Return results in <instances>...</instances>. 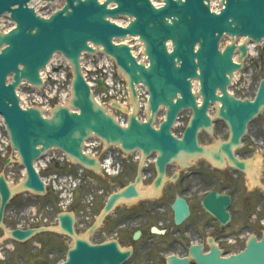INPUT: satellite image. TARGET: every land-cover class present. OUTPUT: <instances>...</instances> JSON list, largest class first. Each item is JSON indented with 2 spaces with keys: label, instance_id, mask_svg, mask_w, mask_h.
<instances>
[{
  "label": "water",
  "instance_id": "water-1",
  "mask_svg": "<svg viewBox=\"0 0 264 264\" xmlns=\"http://www.w3.org/2000/svg\"><path fill=\"white\" fill-rule=\"evenodd\" d=\"M28 1L0 0V14L8 11L16 24L10 32L0 34V47L6 45L0 50V115L10 144L26 169V179L21 188L43 192L32 163L49 147L60 148L75 161L93 167L94 161L82 155L80 148L83 140L94 134L105 143L119 145L125 152L133 149L144 154L157 151L161 155V169L164 162L179 153L193 155L201 152L196 134L199 128L208 127L209 119L205 112L209 101H220L226 108L221 115L231 125L234 143L244 128L241 120L264 103V81L260 83L253 102H240L228 97L226 86L229 78L240 67L231 61L236 46L231 44L222 52L218 51L223 33L232 38L247 36L255 42L264 37V0H221L224 9L219 14L209 12L208 5L204 4L208 0H164L165 5L159 9L153 8L148 0H105L103 4L97 0H64L61 10L49 20L37 17L31 8H27ZM110 2L117 8L107 9ZM12 5L18 7L11 9ZM119 15L134 19L125 29L106 20V17ZM126 34L139 35L144 43L147 66L136 62L128 46L112 43L114 37L122 38ZM167 40L171 42L170 52L165 45ZM88 42L102 46L103 52L115 60L128 80L133 99L134 86L138 83L145 86L151 112L147 122H138L132 114L127 127H121L91 99L78 64L82 51L94 52ZM238 50L242 60L246 55L245 45L239 46ZM54 52H60L73 68L70 103L79 112L58 107L52 118L47 120L40 117L36 109H21L14 89L21 79L40 85L38 72ZM10 73L13 74L12 81L6 85L5 77ZM193 79L199 83L202 98L199 107L190 90ZM217 89L223 97L215 94ZM159 106L166 108V120L155 129L151 123ZM188 107L192 109V117L179 140L170 134L169 129L178 112ZM133 109L131 106L130 110ZM10 193L0 176V221ZM133 194L129 188L120 195H114L105 210L117 197ZM206 207L221 222L227 220L219 202L208 201ZM174 212L177 222L188 214L182 201ZM59 226L63 232L73 235L71 215H60ZM32 232L15 230L10 235L24 240ZM190 254L195 264H264V235L260 241L249 240L245 250L234 256L221 257L215 248L202 254L195 247ZM126 257L127 253L121 252L114 243L90 245L75 239L67 259L60 264H121ZM187 261L186 258H170L169 264H187Z\"/></svg>",
  "mask_w": 264,
  "mask_h": 264
},
{
  "label": "flooded vegetation",
  "instance_id": "flooded-vegetation-1",
  "mask_svg": "<svg viewBox=\"0 0 264 264\" xmlns=\"http://www.w3.org/2000/svg\"><path fill=\"white\" fill-rule=\"evenodd\" d=\"M253 90V80L250 85L242 81L233 95L251 98ZM229 135L227 122L222 117H214L212 131L202 132L200 142L207 150L217 142L211 152L217 160L198 157L184 167L167 162L158 184H155L157 155L143 161L132 156L119 160L109 191L134 184L138 196L117 202L90 233V239L94 242L116 239L119 245L131 248L130 260L134 264H165L162 256L166 253L186 254L188 246L183 242L187 238L204 248H208L207 240L211 239L221 253H229L239 249L248 237H259L264 232V107L247 122L239 145L230 148L232 157L243 164L242 168L232 165L222 149ZM148 188L152 193H145ZM105 190L108 191L107 187ZM210 193L226 195L229 199L226 209L229 221L224 226L202 206V199ZM177 197L184 200L189 216L175 226L171 206ZM101 208L96 200L90 210L89 227L94 225ZM153 226L157 233L152 232ZM136 232L139 236L134 240Z\"/></svg>",
  "mask_w": 264,
  "mask_h": 264
},
{
  "label": "rangeland",
  "instance_id": "rangeland-1",
  "mask_svg": "<svg viewBox=\"0 0 264 264\" xmlns=\"http://www.w3.org/2000/svg\"><path fill=\"white\" fill-rule=\"evenodd\" d=\"M263 55L260 56V54L258 55V57H251V60H254V62H257V58L262 59L264 57V52H262ZM254 58V59H252ZM249 63V62H248ZM256 68H258V65L256 64L255 66ZM70 75V73L68 74ZM263 73H259V72H254V81L259 80L260 78L263 77ZM50 84V90H54L56 92V95L58 96L59 93H65L68 89V85H69V81H64L63 84L59 83V84H55L54 85V81H52L50 78L47 79V82L45 83L46 85ZM57 85L56 89L55 86ZM56 99H54L52 101V103L55 102ZM183 121H179V125L176 126L173 130V132L175 134H178L181 131V124L182 122H186L187 117L183 116ZM8 170L7 167L4 166V162L0 163V172H6ZM11 173H13L12 175L10 174V178H11V183L16 185L21 179H22V175H21V169L18 166V164L13 163V167L11 168ZM102 177V176H101ZM89 191V188H87ZM85 191H87L85 189ZM84 193L83 192H79V196L78 198ZM48 202L44 201V198H40V197H36L34 198H27V193H20L17 194L16 196H14L12 198V200L10 201L9 205H8V209L7 212L5 214V226L7 228H11L9 226H12V224H15L17 221L20 222L21 220H25L27 221V216H20V213L23 212L24 207L27 206V200L29 203L32 204H37V202H39V204H41V207L45 204H53V202H56L55 200H52L48 197ZM22 201H25V203L21 207V203ZM37 201V202H36ZM50 206V205H49ZM40 208V207H38ZM37 215L41 214L42 217H46L48 220V223L50 225L55 224L54 220H53V212L51 211H45V210H37ZM45 238H49L51 239L52 244L54 245V247L50 250L47 249L45 251V255H44V251L42 252V254H40L41 251L35 252L37 256L42 257V262L44 264H56L57 262L61 261L62 259H64L65 257V252L66 249L70 246L71 241L66 239L64 236H60V235H49V234H44L40 237V235H37L35 237H33L31 239L30 243V249L34 246L35 243L41 241V239H45ZM0 241H1V246L3 247H8V249H4L5 250V254H4V258L5 260H3L1 258V250H0V264H22L21 261L16 257L17 254H23L26 257L27 254V259L25 260L24 264H27V261L29 262V264H38V260H34V259H30L29 254L26 253L27 252V242L19 245V244H15L13 241H11L10 239L6 238V235L3 232H0ZM32 242L34 243L32 245ZM12 248H14V251H12ZM31 253V251H30ZM181 253V252H179ZM178 253V254H179ZM32 254V253H31ZM41 255V256H40ZM129 264H134L133 259H131V261H129Z\"/></svg>",
  "mask_w": 264,
  "mask_h": 264
},
{
  "label": "bare ground",
  "instance_id": "bare-ground-1",
  "mask_svg": "<svg viewBox=\"0 0 264 264\" xmlns=\"http://www.w3.org/2000/svg\"><path fill=\"white\" fill-rule=\"evenodd\" d=\"M60 4H61V3L59 2V3L56 4L55 6H59ZM52 6H53V5H52ZM239 41L241 42L242 39H239L238 42H239ZM248 47H249V50H248V51H249L251 54H253V53H254L253 46H250V45H249ZM55 61H56V60L53 59L51 65H53V64L55 65ZM251 81H252V80H250V79L248 78L246 83L250 85ZM254 85H255V84H254V82H253V88L255 87ZM196 89H197V85H196V83H195L194 86H193V90L196 91ZM140 92H141V91H140ZM140 92H138V94L141 96V93H140ZM62 98H63L64 103L67 104V103H68L67 98H64L63 95H62ZM198 103H199V102H198ZM135 117L138 118V115H136ZM144 119H145V118H144ZM158 120H159V118H158ZM158 120H157V121H158ZM155 126H156V125H155ZM145 193L150 194V193H152V192H151V190L148 188V189H145Z\"/></svg>",
  "mask_w": 264,
  "mask_h": 264
}]
</instances>
